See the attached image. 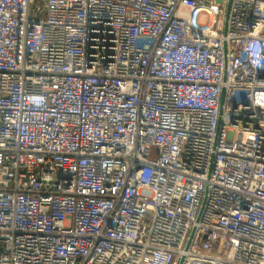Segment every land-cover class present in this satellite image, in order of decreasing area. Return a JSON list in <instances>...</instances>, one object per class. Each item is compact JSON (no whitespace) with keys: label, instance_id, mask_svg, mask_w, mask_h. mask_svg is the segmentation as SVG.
Returning <instances> with one entry per match:
<instances>
[{"label":"built area","instance_id":"obj_1","mask_svg":"<svg viewBox=\"0 0 264 264\" xmlns=\"http://www.w3.org/2000/svg\"><path fill=\"white\" fill-rule=\"evenodd\" d=\"M0 264H264V0H0Z\"/></svg>","mask_w":264,"mask_h":264}]
</instances>
